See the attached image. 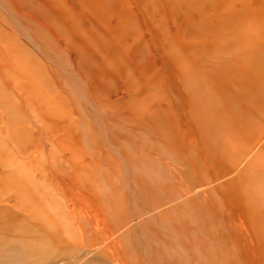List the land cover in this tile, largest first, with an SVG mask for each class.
I'll list each match as a JSON object with an SVG mask.
<instances>
[{
  "label": "rangeland",
  "instance_id": "obj_1",
  "mask_svg": "<svg viewBox=\"0 0 264 264\" xmlns=\"http://www.w3.org/2000/svg\"><path fill=\"white\" fill-rule=\"evenodd\" d=\"M230 1L0 0V264H264V0Z\"/></svg>",
  "mask_w": 264,
  "mask_h": 264
},
{
  "label": "bare ground",
  "instance_id": "obj_2",
  "mask_svg": "<svg viewBox=\"0 0 264 264\" xmlns=\"http://www.w3.org/2000/svg\"><path fill=\"white\" fill-rule=\"evenodd\" d=\"M230 1V0H229ZM231 2V1H230ZM245 44H246V41H245ZM254 82V81H253ZM261 153H259V155L258 156H260V155H262V154H264V145H263V147H261L260 149H258ZM222 178V177H221ZM8 199V198H7ZM20 238V237H19ZM30 239H32V238H30ZM27 239H25L24 240V242H25V244H27ZM31 242H32V240H31Z\"/></svg>",
  "mask_w": 264,
  "mask_h": 264
}]
</instances>
